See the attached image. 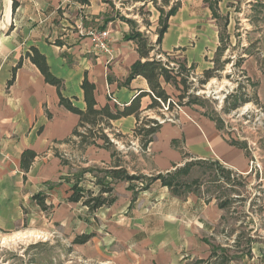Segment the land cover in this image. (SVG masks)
Instances as JSON below:
<instances>
[{"label": "crops", "instance_id": "0c3cea01", "mask_svg": "<svg viewBox=\"0 0 264 264\" xmlns=\"http://www.w3.org/2000/svg\"><path fill=\"white\" fill-rule=\"evenodd\" d=\"M15 1L13 8V0H0V230L23 227L24 222L36 229L35 222L44 216L43 211L53 210L54 216L62 205L79 204L87 209L67 199L70 187L60 191L58 186L48 188L51 182L64 181L61 177L67 164L60 154L68 157L65 148L74 150L65 140L77 126L78 114L59 103L56 86L46 82L28 58L23 57L13 81L8 83L12 68L30 46L45 55L51 73L61 80L62 94L72 98L80 109L85 107L81 88L85 75L95 86L98 107L105 102L122 107L141 91H150L142 75L127 79L139 54L137 42L125 37L132 25L122 19L120 11L112 10L118 7L115 0ZM178 2L158 44L160 53L172 60L170 64L177 67L182 63L188 71L202 73V78L213 68V73L228 71L226 64L237 56L231 66L245 81L232 93L244 92L248 101L243 105L264 106V0H218L215 14L205 0ZM147 8L149 20L158 25L159 11L150 2ZM133 20L144 32L139 19ZM100 29L110 33L109 51L92 42L90 32ZM161 85L169 95L167 100L174 99L180 106L174 119L159 123L152 140L142 148L132 134L134 115L112 120L113 132L119 133L113 141L116 154L111 155L100 144L76 150L84 158V167L96 164L116 168L117 160L129 174L149 177L197 160L215 161L256 186L253 195L259 207L249 212L247 237L239 229H228L225 223L232 194L218 199L195 191L175 195L159 178L146 188L143 179L119 180L112 184L108 205L94 212L87 210L106 222L120 247H127L128 255L116 257L128 256L134 264H140L141 257L146 256L144 264H264V140L258 147L232 132L229 136L221 125L217 126L215 117L196 109L197 104H179L174 94L178 96L180 91L174 85L164 81ZM157 100L160 107L147 108L151 95L140 97V118L156 121L158 115L167 114L161 108V99ZM169 107L174 108L171 104ZM238 109L222 113L232 117L238 115ZM107 134L112 137V133ZM232 140L242 146L230 143ZM25 149L36 152L26 170L20 160ZM252 161L259 163V170ZM95 187L85 189L94 191ZM36 194L48 198L46 203L53 207L42 209L33 198ZM225 199L228 203L221 204Z\"/></svg>", "mask_w": 264, "mask_h": 264}, {"label": "rangeland", "instance_id": "374dc122", "mask_svg": "<svg viewBox=\"0 0 264 264\" xmlns=\"http://www.w3.org/2000/svg\"><path fill=\"white\" fill-rule=\"evenodd\" d=\"M176 1L171 0L170 4ZM115 2L118 7L112 9L113 12L116 10L119 13L120 11V14L125 17L139 19V24L144 26L143 33L148 35L149 41L151 40L150 38L154 39V45L158 47L155 41L159 24L153 25L151 23V20H149L151 13L147 10V2H150V5L155 7L153 1L147 0L144 5H140V3L133 5V2L126 0H115ZM157 2L161 3V0H157ZM165 7V10H167L168 7ZM155 9L157 8L155 7ZM143 19H146V24ZM151 24L155 27H152ZM149 25L151 28H149ZM147 28L148 32H146ZM151 52L153 54H161L160 52ZM163 57H165L164 59L168 58L167 55ZM236 59L237 56L226 64L230 68L228 71L213 73L214 77L203 85L198 83V80L202 78V73H195L194 71H184V73H187L188 81L192 83L190 87L192 93L204 99L202 105L195 106L196 109H200L204 113L219 119V125L224 131H228L229 136L232 132L235 137L246 138L248 141H254L258 147H262L264 140L263 105H257L256 103L242 105L237 110L238 115L233 114L232 117L227 114L224 115L221 111L225 106V96L240 88V82L245 81L241 77V73L231 66ZM174 96L178 97L176 94ZM185 100L186 98L182 99V101ZM232 101L233 98H229L226 104L228 105ZM161 108L168 115L174 117L175 113L179 111L176 107L173 109L169 107L168 110ZM158 116L160 119L162 118L160 115ZM163 118L168 121L166 116H163ZM250 144L251 147H254L253 143ZM139 147L142 148L141 144H139ZM64 152L68 155V162L70 163L63 170L61 178L64 181L51 182L48 184V188H56L58 186L60 191L64 186L71 188L73 183H77L78 187L83 189L94 187L95 170L83 172L80 176H77L76 173L79 172V169L84 167L82 162L84 158L76 150L65 148ZM70 154L75 157L73 156L70 159ZM79 161L82 163H79ZM95 166L96 164H91L89 167ZM227 175L217 165L209 166L207 164L194 163L190 170L180 175V178L187 182L195 179L196 182L192 184V189H195V192L203 193L208 199L225 198L228 197V194H232L231 206L229 207L230 209H227L230 214H227L225 223L229 225L228 229H239L243 237H247L245 227L251 222L249 212L259 207V203H257L253 195V193L257 192L256 186L249 184L241 176L228 175L229 177H227ZM217 176L224 182L215 181L214 179ZM138 184L140 182H137ZM219 184H222V186L219 187ZM47 200L48 198L44 200L45 205L49 206V208L53 207L52 203H46ZM51 213H53V210L43 211L44 216L35 222L36 227H38H35L36 229H33V225H28L27 222H24L23 227L0 230V264H134L128 260V256L120 259L116 257L128 255L127 247H120L121 244L112 237L106 222L102 218L93 217L92 213L86 208L81 207L79 204L62 205L54 216ZM81 232L90 233L92 238L84 244H73L71 242L72 239ZM147 257H141L139 260L140 264H144L143 261ZM130 259L132 260L133 257Z\"/></svg>", "mask_w": 264, "mask_h": 264}, {"label": "trees", "instance_id": "16d2710c", "mask_svg": "<svg viewBox=\"0 0 264 264\" xmlns=\"http://www.w3.org/2000/svg\"><path fill=\"white\" fill-rule=\"evenodd\" d=\"M126 1H143V5L147 0H126ZM155 7L159 11V28L156 32L157 38L155 44H160L162 34L165 32L167 28L168 18L174 11L177 9L179 2L178 0L172 4L169 3L170 0H161V3H158L157 0H152ZM208 6L211 8L213 14L216 13V7L218 0H205ZM112 6V2L110 1ZM16 5V1L13 0V8ZM164 6H168V9L165 10ZM122 19H124L127 23L132 25L133 29L125 35L126 38L134 39L137 42V52L139 54V59L134 61L131 65L130 72L128 74L127 79H131L137 75H142L148 83L150 91H141L137 94L129 104L123 105L119 107L114 104L111 105L109 102H105L103 105L98 107L96 105L95 96H94V84L89 81L87 76L85 75L81 82V88L83 90V100L85 102V107L80 109L77 107L72 98L64 96L60 90L61 80L51 73L48 63L46 61V57L43 53H41L35 46H30L29 49L24 53L23 56L20 57L17 64L12 68V75L9 79L8 83L10 84L14 79V74L16 69L21 66L23 57L28 58L33 64L37 66L40 72L43 74L44 79L49 84L56 86L57 93L59 96V103L67 110L78 114L79 120L77 126L73 129L72 134L68 137L65 142L70 143L74 150L80 152V150H84L89 145H99L111 151V155H115L116 152L114 150V144L111 140V137L108 136L107 132L112 133L114 138L119 137V133H115L111 127V121L114 119L121 118L123 116L134 115L136 118V125L132 130V134L141 142V145L144 147L148 142L152 140L153 134L158 130L159 123L153 119H149L146 117L140 118V97L146 94L151 95V103L148 104L147 108H156L160 107V103L157 98L161 99L163 102L167 100L169 95L166 93L165 89L161 85V81L166 83H171L177 88L180 93L178 94L179 104H197L202 105L204 99L195 95L190 90L192 83L188 81L187 73L184 71H188L184 64L179 63L176 67L175 65L170 64L172 61L169 58L162 59L156 58V54L150 55L151 51H155L156 53L160 52L159 47H155L154 43L150 42L147 36L143 33V31L138 30V26L135 20L125 17L120 14ZM107 19H105V22ZM143 22L146 24V19H143ZM144 58V60H142ZM213 68L212 70H206L203 73V78L198 80L200 85L206 83L211 76H213ZM197 87V86H193ZM153 94V95H152ZM183 98H186L185 101H182ZM229 98H233V101L226 104ZM181 99V100H180ZM225 106L221 109L222 112H229L230 110H234L240 106H242L246 101H248V97L245 96L244 92L236 94L231 93L230 95H226L224 98ZM217 126H219L218 120L216 119ZM100 140L101 143H97ZM230 143L242 146L240 141H230ZM36 152L32 149H25L21 154V167L26 170L35 157ZM61 160L65 164H70L68 162V157L64 156V154H60ZM115 166L116 168H100V167H82L79 169V172L76 173L77 176H80L83 172L93 171L95 170V181H93L94 185L97 187L96 191L92 189H83L78 187L77 183H73L71 186V194L68 196V200L72 202H80L83 206L87 207L90 212H94L102 206L108 205L112 198L109 197L114 183L119 180H145L143 188L148 187V184L156 179H160L162 185L167 186L170 191L175 195H182L186 192L195 191L192 189V184L196 181L192 179L190 182L183 181L180 178V175L183 172H187L190 170L191 166L194 163L198 164H207L209 166L217 165L219 166L225 173L228 175H232L231 171L225 169L220 164L215 161L210 160H197L195 162H190L184 164L180 168H176L175 170L168 172L166 174H158L152 176H145L142 174H129L126 169L118 163ZM227 175V177H229ZM217 182H224L220 177H216L214 179ZM219 187L222 184L218 185ZM42 209H46V205L44 203V196L41 194H36L34 197ZM228 203V199L223 200L221 204ZM92 235L90 233H79L74 236L72 239L73 244H83L87 242Z\"/></svg>", "mask_w": 264, "mask_h": 264}, {"label": "built area", "instance_id": "2783aa9c", "mask_svg": "<svg viewBox=\"0 0 264 264\" xmlns=\"http://www.w3.org/2000/svg\"><path fill=\"white\" fill-rule=\"evenodd\" d=\"M90 35H91L92 42H93L94 46L98 47L99 49H101L103 51H109L110 33L107 29L93 30L90 32ZM155 56H156V58L164 59V57L161 54H156ZM160 101H161V105L164 108V110L165 109L168 110L170 104L173 105L174 108L175 107L177 109L180 108V106L178 105V103L174 99L169 98L166 101V103L162 102V100H160ZM165 116L168 119V121H172L174 119L173 118L174 116H172V115L166 114ZM156 121L158 123H162L165 121V119L163 117L160 119V117L157 116ZM111 140L115 141L116 139H114V137H111ZM252 164L259 170L260 165L257 161H252Z\"/></svg>", "mask_w": 264, "mask_h": 264}]
</instances>
